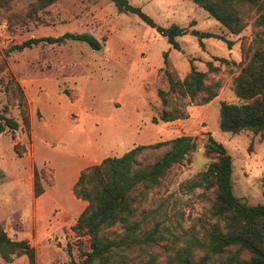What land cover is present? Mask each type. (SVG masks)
Returning a JSON list of instances; mask_svg holds the SVG:
<instances>
[{
    "label": "rangeland",
    "instance_id": "obj_1",
    "mask_svg": "<svg viewBox=\"0 0 264 264\" xmlns=\"http://www.w3.org/2000/svg\"><path fill=\"white\" fill-rule=\"evenodd\" d=\"M128 1L159 25L176 23L217 37L202 38L200 46L187 32L176 37V49L138 14L117 11L112 0H58L43 8L36 0H0V111L19 122L14 132H0V226L11 239H26L34 247L35 264H78L90 251L89 236L73 229L86 205L73 195V183L85 167L136 145L186 134L198 148L135 202L140 229L135 241L115 248L119 264H166L176 248L202 238L216 221L210 214L214 193L191 188L214 158L204 153L209 134L232 157L235 196L249 205L264 204V140L249 130L219 127L220 102L239 101L232 81L250 53L252 19L233 35L191 0ZM65 33H89L102 48L73 39L16 47ZM218 36L232 41L231 47ZM208 60L219 68L209 78L222 83L213 100L197 104L175 92L161 102L158 90L169 89L168 72L182 79L191 63L206 70ZM164 111L180 117L163 121ZM167 148L145 149L138 159L152 163ZM35 174L42 188L38 196ZM105 233L119 240L122 228ZM13 256L11 262L0 256V264H28L26 256Z\"/></svg>",
    "mask_w": 264,
    "mask_h": 264
},
{
    "label": "trees",
    "instance_id": "obj_2",
    "mask_svg": "<svg viewBox=\"0 0 264 264\" xmlns=\"http://www.w3.org/2000/svg\"><path fill=\"white\" fill-rule=\"evenodd\" d=\"M58 0H36L39 8L46 7ZM117 11L136 13L146 23L154 27L176 49L180 45L177 36L187 32L199 39L217 37L208 31L188 30L176 23L169 26L157 24L139 7L128 0H112ZM217 20L233 35L240 34L249 24L251 30L250 53L245 63L232 81V90L239 100L236 103L221 101L219 105V127L224 132L238 133L249 130L264 140V0H191ZM231 47L232 41L224 39ZM66 39L84 41L93 49L100 50L101 42L89 33H65L58 37L44 36L24 40L16 46L21 49L41 41L62 43ZM220 62L224 58H214ZM206 70H200L191 63L190 70L182 79L167 73L169 89L158 90L161 102H166V94L179 92L188 96L189 101L206 104L213 100L222 86L219 79H210L209 74L218 71L212 61H206ZM20 105L23 109V124L29 127L26 113L27 103L24 96ZM176 114L162 112L159 118L172 121L179 118ZM154 117L152 121H156ZM19 122L0 111V132L6 129L14 132ZM13 137V136H12ZM168 146L152 163L142 164L138 155L145 149ZM204 153L214 158L207 168L200 172L191 188L202 187L214 193L210 214L216 221L205 229L202 238L187 240L176 248L166 264H264V204H246L239 200L232 185V157L225 146L209 134L204 144ZM198 144L191 135H179L154 144L136 145L120 156H109L99 163L82 169L73 183V195L86 201L80 212L74 230L84 231L90 238V251L86 252L78 264H119L114 257L122 242L137 239L140 221L135 218V202L145 190L160 184L174 164L182 163L188 154L195 151ZM17 154V144H14ZM34 193H42L35 174ZM120 226L122 236L118 239L106 236L110 228ZM13 255L26 256L28 264H35L34 247L26 239L13 240L0 226V256L7 262Z\"/></svg>",
    "mask_w": 264,
    "mask_h": 264
}]
</instances>
